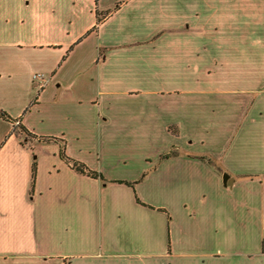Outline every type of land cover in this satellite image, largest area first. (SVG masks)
I'll return each instance as SVG.
<instances>
[{
    "label": "crops",
    "instance_id": "1",
    "mask_svg": "<svg viewBox=\"0 0 264 264\" xmlns=\"http://www.w3.org/2000/svg\"><path fill=\"white\" fill-rule=\"evenodd\" d=\"M212 2L0 0V111L64 139L70 158L107 180L144 175L134 189L79 175L58 145L35 156L0 118V264H264V52L237 48L222 94L206 65L222 61L205 39L223 4L238 10ZM223 103L229 126L212 145Z\"/></svg>",
    "mask_w": 264,
    "mask_h": 264
},
{
    "label": "rangeland",
    "instance_id": "2",
    "mask_svg": "<svg viewBox=\"0 0 264 264\" xmlns=\"http://www.w3.org/2000/svg\"><path fill=\"white\" fill-rule=\"evenodd\" d=\"M191 1L194 4H198L199 0H191ZM215 1L217 0H213V2ZM223 1H226V0H223ZM233 1H236L237 3V7H233V10H236L237 8L238 10L237 13H234V12L232 13L231 12L232 8L229 5L223 4L221 2L223 4L222 10H223L224 17L220 20V23H214V24L212 23L213 25H216L217 31L215 27L212 28L211 31L213 33H210L208 31V35L210 34L212 35L207 37L205 39L206 41L204 40L205 43L207 44L206 46L208 48L207 50L208 53L210 51L211 54L217 55L216 57L219 59V61L220 60L222 61L221 62L222 66L220 67V64L218 63V60H217L218 66H216L214 69L212 68L213 65L211 64V62L209 63L208 61V63L206 64L208 68H211L212 73L214 72L212 74L214 80L211 83H216L217 85H219L218 88H221L223 90L222 94L231 93L232 71H231V65H230L231 61L230 60H231V55L236 53L237 48H240L244 52H249V50H252V49L253 50L257 49V51L264 52V32H262L264 30V18H263L264 17V0H233ZM251 3H255V4L259 3L260 5L259 11L255 9L253 13L252 8L249 5ZM192 12L193 10L191 9V13ZM213 21L215 20L213 19L212 22ZM196 24L190 23L187 25L186 29L189 30L190 32H197L198 25ZM252 28L254 29L253 33L255 35V38H252L247 35V33L252 34V31L250 30L247 32L246 30L252 29ZM223 99L224 101H226L225 103L229 105L230 95H223ZM221 107H222L223 113H225L224 116L217 118V119H213V121L217 124L219 130H215V129L214 131L212 130L213 132H211L208 136V143L212 145H215L218 142L222 143L224 141L225 134L222 131L226 132V129L229 126L230 113L232 109L226 106L224 103ZM191 125L186 126V129H185L186 134L189 133L193 135L196 139L202 138V136L204 135V132L202 131V129H200V126L199 128H195ZM171 127H172L171 129L173 130V132L176 131L177 136H179L180 133H179L178 127L176 125H173ZM164 135H162L161 132L159 133V143L161 146H163V143H166V141L168 140V138ZM136 152L138 151H128V154L130 157H134ZM35 156H37L36 153H35ZM221 264H231V263L223 260Z\"/></svg>",
    "mask_w": 264,
    "mask_h": 264
},
{
    "label": "trees",
    "instance_id": "3",
    "mask_svg": "<svg viewBox=\"0 0 264 264\" xmlns=\"http://www.w3.org/2000/svg\"><path fill=\"white\" fill-rule=\"evenodd\" d=\"M31 107V104L29 105V107L25 110V112L29 111ZM0 118L8 121L10 123H12L13 126V130H12V134H14L20 141V144L29 149L32 153H35L36 148L41 144V143H53L58 145V155L60 157V159L71 169L73 170L75 173L88 177L90 179H94V180H99L102 183H113V184H120V185H126L132 189H134L135 185L138 184L139 182L142 181V179L144 178V175L142 177H140L138 180L135 181H125V180H107L103 174L99 171L96 170H92L90 169L88 166H86L84 163L77 161L73 158H70L67 154H66V142L64 139H58L55 137H39L34 135L33 133L29 132L22 124H21V120L20 119H12L9 115H7L5 112L0 111ZM172 127H168V131L173 134L174 136H177V132H173V130L171 129ZM177 155V152L174 151L173 149L169 150V152L163 154L160 156L161 159H167V158H171ZM198 159H200L201 161H203L204 163H206L207 165L213 167L218 173H222L220 164L215 161L214 159H212L209 156H198ZM35 178H36V162H33L32 165V174H31V189L33 190V186L35 183ZM136 201L139 204L144 205L143 203H141L138 198L136 197ZM146 206V205H144ZM167 249L168 252L170 250V243H169V239L167 242ZM262 253H264V238L262 240V247H261Z\"/></svg>",
    "mask_w": 264,
    "mask_h": 264
},
{
    "label": "built area",
    "instance_id": "4",
    "mask_svg": "<svg viewBox=\"0 0 264 264\" xmlns=\"http://www.w3.org/2000/svg\"><path fill=\"white\" fill-rule=\"evenodd\" d=\"M33 79H34V80L41 81V80H42V77H41L40 75H37V74H36V75L33 76Z\"/></svg>",
    "mask_w": 264,
    "mask_h": 264
},
{
    "label": "water",
    "instance_id": "5",
    "mask_svg": "<svg viewBox=\"0 0 264 264\" xmlns=\"http://www.w3.org/2000/svg\"><path fill=\"white\" fill-rule=\"evenodd\" d=\"M228 179H229V175H228L227 173H225V174L223 175V180H224V182L227 183Z\"/></svg>",
    "mask_w": 264,
    "mask_h": 264
}]
</instances>
